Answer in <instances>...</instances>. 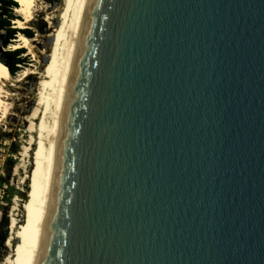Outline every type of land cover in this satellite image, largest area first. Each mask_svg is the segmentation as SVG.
Here are the masks:
<instances>
[{"label": "water", "instance_id": "obj_1", "mask_svg": "<svg viewBox=\"0 0 264 264\" xmlns=\"http://www.w3.org/2000/svg\"><path fill=\"white\" fill-rule=\"evenodd\" d=\"M39 264H264V0H77Z\"/></svg>", "mask_w": 264, "mask_h": 264}, {"label": "bare ground", "instance_id": "obj_2", "mask_svg": "<svg viewBox=\"0 0 264 264\" xmlns=\"http://www.w3.org/2000/svg\"><path fill=\"white\" fill-rule=\"evenodd\" d=\"M14 1L18 4L15 13L21 18L14 20L13 28L27 29L39 8L45 14L43 20L49 29L45 38L50 41L46 48L37 49V33L34 37L20 35L10 45L14 51L25 49L24 53L31 55L37 62L40 61V54H46L47 61L42 67V77L37 84L34 107L25 116V121L29 124V139L22 156L23 159L30 157L31 169L25 177L28 188L26 200L21 206L23 220L18 221L15 213L17 208H12L9 212L8 234L4 239L8 253L0 264H39L57 89L77 0H60L52 8L45 6L43 0ZM55 19H58L57 25L54 24ZM37 73V69H24L19 80H14L10 77L6 64L0 60V125L11 115V100L15 93L9 87L17 88V83Z\"/></svg>", "mask_w": 264, "mask_h": 264}, {"label": "rangeland", "instance_id": "obj_3", "mask_svg": "<svg viewBox=\"0 0 264 264\" xmlns=\"http://www.w3.org/2000/svg\"><path fill=\"white\" fill-rule=\"evenodd\" d=\"M60 0H43L44 5L47 7H55ZM16 6L12 14L14 19L10 24H14L16 18H21L15 13ZM4 4L0 5V16L3 14ZM34 19L27 28L32 32V37L39 33L37 42L35 43L37 49H44L50 39L45 36L49 32L47 24L44 22V12L37 8ZM58 19H55L54 24L57 25ZM13 28L14 25H11ZM22 30V29H21ZM25 30V29H24ZM22 33H17L15 36L19 38ZM14 40L8 41L5 38V33L0 30V60L6 64L8 72V65L11 64V52H16L18 49L12 50L10 45L15 42ZM9 42V43H8ZM8 43V45H6ZM21 53L18 57L22 60L20 65H17L15 75H11L14 80H19L21 73L24 69H37V74L31 75L24 79L22 82L17 83L16 87H9V90L15 93L12 101L11 115L8 116L5 123L0 125V262L8 253L7 248L4 246V239L8 234L9 212L12 208L16 209V216L19 222L23 220L21 206L26 200L28 182L25 179L26 174L30 172L31 161L30 157L23 159L22 151L26 147L29 139L28 121L26 117L34 107L35 92L39 79L42 77V67L47 60L46 54H40V61H34L31 55ZM38 67V68H37ZM17 203V204H16Z\"/></svg>", "mask_w": 264, "mask_h": 264}, {"label": "trees", "instance_id": "obj_4", "mask_svg": "<svg viewBox=\"0 0 264 264\" xmlns=\"http://www.w3.org/2000/svg\"><path fill=\"white\" fill-rule=\"evenodd\" d=\"M1 4H4L3 14L0 16V30H3L7 34L8 41L14 40L18 32L24 34L27 37H32V32L30 30H16L11 28L10 22L14 19L12 14V9L16 6V2L13 0H0ZM9 43V42H8ZM8 43L6 45H8ZM24 50H18L16 52H11L12 62L8 65L9 72L11 75H15L17 71V65L22 63V60L18 57Z\"/></svg>", "mask_w": 264, "mask_h": 264}, {"label": "flooded vegetation", "instance_id": "obj_5", "mask_svg": "<svg viewBox=\"0 0 264 264\" xmlns=\"http://www.w3.org/2000/svg\"><path fill=\"white\" fill-rule=\"evenodd\" d=\"M5 33V38H7V34H6V32H4ZM17 35V34H16Z\"/></svg>", "mask_w": 264, "mask_h": 264}, {"label": "built area", "instance_id": "obj_6", "mask_svg": "<svg viewBox=\"0 0 264 264\" xmlns=\"http://www.w3.org/2000/svg\"><path fill=\"white\" fill-rule=\"evenodd\" d=\"M0 5H1V2H0ZM12 10H14V7H13V9ZM12 22V21H11ZM11 25H13V24H11ZM12 27V26H11Z\"/></svg>", "mask_w": 264, "mask_h": 264}, {"label": "clouds", "instance_id": "obj_7", "mask_svg": "<svg viewBox=\"0 0 264 264\" xmlns=\"http://www.w3.org/2000/svg\"><path fill=\"white\" fill-rule=\"evenodd\" d=\"M16 30H19V29H16Z\"/></svg>", "mask_w": 264, "mask_h": 264}]
</instances>
